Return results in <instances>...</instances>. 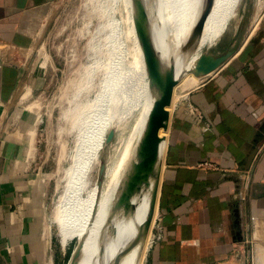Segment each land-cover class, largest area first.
<instances>
[{"label":"crops","instance_id":"1","mask_svg":"<svg viewBox=\"0 0 264 264\" xmlns=\"http://www.w3.org/2000/svg\"><path fill=\"white\" fill-rule=\"evenodd\" d=\"M64 1L0 0V264H62L56 232L72 248L52 210L50 161L23 160V146L33 149L27 135L17 142L23 131L13 135L15 156L3 139L14 109L6 105L25 86L42 87L48 64L36 44ZM236 19L244 33L231 55L174 90L142 264H252L255 232L264 234V0H242ZM35 113L21 125H40Z\"/></svg>","mask_w":264,"mask_h":264},{"label":"bare ground","instance_id":"2","mask_svg":"<svg viewBox=\"0 0 264 264\" xmlns=\"http://www.w3.org/2000/svg\"><path fill=\"white\" fill-rule=\"evenodd\" d=\"M131 1L112 0L111 3L109 0L111 13L105 9L102 20L120 16ZM235 2L236 0H141L129 15L124 27L123 17L121 18L120 36L109 45L103 43L98 48L94 36L89 87L101 119L90 126V130L88 127V142L82 148H78V156L79 150L85 147L88 149L83 152L82 159H78L69 181L70 185L67 186L60 205L62 209L67 210L63 216V238L76 234L79 236L70 264L132 263L140 216L135 205L117 188L109 173L108 161L105 163V171L103 164L98 166L97 184L85 199H80L77 193L80 182L88 171L91 157L98 154L105 140L113 139L119 145V158L130 185L146 203L154 204L165 146L162 127L170 119L171 105L175 97L171 84L179 81L189 70L201 72L240 44L241 39L237 38L235 44L225 52L217 55L210 53L216 45L205 54V48L213 38H216L219 24L232 10ZM133 20L143 55L134 32ZM128 35L133 40L135 68L140 70V75L137 76L140 78L139 93L136 94H139V97L141 94L142 98H139L141 104L137 102L141 105L137 122L126 136L125 130L118 131L114 117L117 110L114 114L111 111L104 93L107 81L103 90L100 75L104 63L111 54L108 73L111 72L116 60L115 78L118 89L124 99L123 102L130 106L132 100L129 102L131 96L127 85L129 82L126 83L124 77ZM114 49L116 52H113ZM144 60L148 69L143 64ZM106 104L108 108L104 107ZM136 107L138 108V104ZM126 108L122 107L123 110L130 111ZM151 224L152 220L149 230ZM261 233L257 231L255 235ZM148 234L149 231L138 264L144 254ZM258 251H264V248ZM260 256L264 257V254L261 253Z\"/></svg>","mask_w":264,"mask_h":264},{"label":"rangeland","instance_id":"3","mask_svg":"<svg viewBox=\"0 0 264 264\" xmlns=\"http://www.w3.org/2000/svg\"><path fill=\"white\" fill-rule=\"evenodd\" d=\"M108 2L109 0H65L60 6L56 7L54 14L48 19L45 34L42 36L38 44H36V48L42 47V52L45 54L44 57L41 58V61L43 60V62H45L47 59L46 62L48 65L47 68H45V73L42 75L46 84L42 82V87L37 90L25 86V88L17 91L15 105H13L14 102L12 103V106L6 105V107L14 109L11 111L12 116L8 118L11 122L8 121L11 127L5 132V134H3V139H7L5 143L8 145L7 151L4 154L7 158L11 155L15 156L13 149L16 143L13 135L19 131H23V134L21 135L24 137H21L17 142L21 140V143H23L24 139H26V135L29 136L26 145H29L33 139V149L30 150L29 147L25 148V146H23V160H28V156L31 155L36 158L34 160H36V163L38 164L41 160L45 159L46 154H48L47 161H50L48 173L51 177L49 193H52L56 186V194L54 196L52 210L61 229L63 225V216L67 212V210L62 209L60 206L62 199L67 186L70 185L69 181L71 180L78 159L81 160L83 152L88 149V147H85V149H82L81 151L79 150L80 154L78 156V148H82V146L88 142V127L90 130V126L92 127L93 124L101 119L100 113L92 99L89 87L90 64L92 58L93 38L97 29L101 26L103 13ZM110 2L112 3V0H110ZM133 26L142 51L140 38L134 20ZM243 33L244 23L236 19L217 46L210 50V53L217 55L225 52L235 44L237 38L242 39ZM128 36V55L124 77L126 83L129 82L127 84L130 91L129 95L131 94V96H129V102L132 100L130 106L123 102L124 99H122L123 97L118 89L115 78L116 57L114 58V66L111 72L108 73L111 64L110 54L109 58L103 65L100 75L103 90L104 84L107 81L106 91H104V93L111 107V111L114 114L115 110H117L115 113L116 116L114 115V117L118 131L120 132L122 129L125 130L126 136L133 130L135 126L134 123L137 122L139 116L138 111L140 112L141 109V99L139 98H142L141 94L140 97L139 94H136L139 93L138 86L140 85V78H138V75H140V70L135 68L133 40L130 35ZM111 42L112 40L107 41L106 44L109 45ZM113 52H116V50L114 49ZM45 57L47 58L45 59ZM217 62H214V64H211L209 67H205L201 72L196 71L194 73L185 74L179 81L171 84L173 90L178 93L179 90L182 89V85L187 83V80H189L188 82L195 81L196 83L198 80L204 78L208 73L210 74L213 71ZM143 64H145L147 68L145 60L143 61ZM38 81L39 80H37V82ZM119 99L121 100V103ZM137 104L138 108L136 107ZM121 106L123 109L127 107L126 109L130 111L123 110ZM38 108V116L41 117V121L39 122L40 125L35 123L36 119L34 118L31 121V125L28 123L27 127H23L19 122V116L24 115V112L32 113L34 115ZM32 135L33 137L31 138ZM115 143H117V141L113 139H111V141L105 140L100 146L98 154L91 157L88 171L84 175L77 190L80 199H85L93 189V186L97 184L98 166L103 164L105 171V163L108 161V153ZM3 159L4 158H2L1 161H3ZM259 235L264 236V234L261 233L255 235L253 239L251 253L252 264H257V257L261 255V251L257 250L258 244H256V242L259 240L264 241V238L262 239L259 237L258 240L256 236L258 237ZM53 238L56 247L58 246L56 253L60 255V263L69 264L72 257V251H67L69 247L68 243L63 242L61 236L57 232L53 233ZM69 242L71 244L76 243V239H70ZM67 253L68 256L66 257ZM141 262L140 264H142Z\"/></svg>","mask_w":264,"mask_h":264},{"label":"water","instance_id":"4","mask_svg":"<svg viewBox=\"0 0 264 264\" xmlns=\"http://www.w3.org/2000/svg\"><path fill=\"white\" fill-rule=\"evenodd\" d=\"M141 0H132L130 5L123 11V13L120 16H115L114 18L110 20H102L103 25L100 26L96 33H95V38L94 42H96L97 47L99 48L103 43H106L107 41L115 40L120 36L121 33V25H120V20L121 18L123 19V27L129 18V15L131 12L135 10V8L138 6ZM242 0H236L232 10L225 16V18L221 21L217 28V36L216 38H213L212 41L207 45L205 48V54L209 52V50L216 46L218 42L222 40L232 23L236 20L237 14L239 11V8L241 6ZM111 6L107 4L106 10L108 13H111ZM233 52V51H232ZM230 52L226 56L222 57L221 59L218 60L216 65L214 66V69L221 63L223 62L229 55H231ZM197 70L194 69V71L189 70L187 73H194ZM105 108L107 107V104L104 106ZM48 159V154H46V157L44 159V162H46ZM108 168H109V173L115 182L117 188L123 193V195L130 201L132 202L135 207L137 208L140 216V224L137 228L135 239V250H134V255H133V260L131 264H138L139 259L141 257V253L143 251V246L146 241L147 233L150 227V223L152 220L153 216V207L154 204L146 203L142 196L136 192L132 186L129 183L127 174L122 166V163L119 158V145L118 143H115L113 148L110 150L108 153ZM156 199V198H155ZM155 202V201H154ZM68 238L73 240V238L76 239V243L71 244V256L73 255V252L78 244L79 236L76 235H69ZM134 239V240H135ZM70 264V262H69Z\"/></svg>","mask_w":264,"mask_h":264},{"label":"built area","instance_id":"5","mask_svg":"<svg viewBox=\"0 0 264 264\" xmlns=\"http://www.w3.org/2000/svg\"><path fill=\"white\" fill-rule=\"evenodd\" d=\"M248 183L250 182V180H251V175H250V171L248 170Z\"/></svg>","mask_w":264,"mask_h":264}]
</instances>
